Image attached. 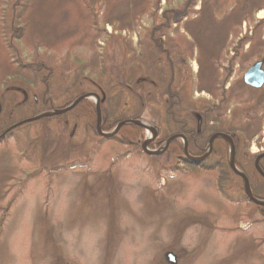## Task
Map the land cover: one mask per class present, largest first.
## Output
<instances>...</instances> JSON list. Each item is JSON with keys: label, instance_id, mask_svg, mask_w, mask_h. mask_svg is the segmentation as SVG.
I'll list each match as a JSON object with an SVG mask.
<instances>
[{"label": "rangeland", "instance_id": "374dc122", "mask_svg": "<svg viewBox=\"0 0 264 264\" xmlns=\"http://www.w3.org/2000/svg\"><path fill=\"white\" fill-rule=\"evenodd\" d=\"M186 1L28 0L20 17L24 31L14 44L24 62L43 61L67 85L75 81L65 97L55 99L60 109L80 92L97 94L96 81L123 74L125 58L140 53L145 31L164 10ZM245 1L196 0L186 19L164 32L179 62L176 76L196 108L217 100L200 90L212 58L215 77H226L229 90L240 88L247 67L264 58V24L258 22L264 18V0L246 7L239 24L228 21L219 31L223 48L218 54H206L205 44L196 47L192 40L191 31L202 32L206 40L205 19L214 16L212 24L221 26L224 16ZM6 11L7 6L5 16ZM200 16L202 29L192 22ZM14 66L0 38V83ZM33 90L27 86L29 103ZM95 99L89 97L92 103ZM130 107L132 102L123 109ZM31 110V103L15 109L12 118L0 121V131L9 118L20 121L32 116ZM140 119L155 125L145 113ZM226 119L253 133L238 147L236 159L253 176L254 157L264 151V84L229 102ZM41 125L22 124L0 141V264H171L167 252L174 255L173 264H264V210L241 199L237 175L228 172L220 188L217 168L193 169L181 150L171 157L145 153L140 146L161 150L157 137L151 146L142 143L154 134L149 129L141 136L132 127L122 128L103 140L94 133L101 117L91 109H75L66 124L50 121L46 136ZM257 194L264 195V189Z\"/></svg>", "mask_w": 264, "mask_h": 264}, {"label": "trees", "instance_id": "16d2710c", "mask_svg": "<svg viewBox=\"0 0 264 264\" xmlns=\"http://www.w3.org/2000/svg\"><path fill=\"white\" fill-rule=\"evenodd\" d=\"M195 2L196 0H187L181 8L164 10L161 14L160 21L153 24L149 30L145 31L144 39H139L140 53L138 55H128L125 58L123 62L124 73L110 80L100 79L99 82L96 81L95 84L98 85V89L94 91L101 97L99 100L101 117L100 129L102 131L110 130L121 120L140 119L141 114L145 113L155 124L154 128L156 137L158 138L157 140L155 139V143L157 144H160L162 141L175 134H182L187 141V151L192 155H199L203 152L209 137L214 132L223 131L231 134L235 153L238 156V147L246 140H250L253 133L250 132V128L248 127L230 125L229 120L226 119V112L228 111L229 102L239 97L241 91L255 92L257 89L245 85L242 81H240L241 90L240 88L234 90L233 87L230 88V90L225 89L224 83L226 77L223 79L215 77L214 67L212 66L214 59L212 58L207 65L209 74L208 80L206 85L200 87V90L213 94L217 100L203 103L201 107L196 108L193 101L190 100V96L184 91L185 85L176 76V63L179 64V62L173 59L171 50L164 39L165 30L169 29L172 24L181 23L183 19H186L189 10H191L190 6H193ZM0 3V38L8 56L15 65L6 78L2 79L3 82L0 83V121L5 117L12 118L11 114L14 113L15 109L23 108L28 104L30 105V103L32 108L31 115H36L42 111L57 109L55 99L58 96L65 97L68 91L75 86V81L67 85L66 82L61 79V76H59V71L46 65L43 61L35 60L26 63L21 59L23 52L17 49L14 42L19 41L23 34V25L25 22H22L20 17L27 7L28 0H1ZM6 6L8 13L6 11L5 16L4 10ZM254 6L255 0H246L232 10L230 17L224 16L221 26L212 24L213 21H216L214 16L208 18V22L205 19L203 30L206 29V31H208V33H204V35H206V40H203L202 32L201 35H198V32L194 34L191 31L190 33L192 37H194L192 40H195V46L202 47V44H205V53L211 56L221 52L223 42L219 31L227 25L228 21L239 24L246 14H244L245 8L251 9L254 8ZM201 10H203V8H201ZM199 12L201 14L203 11ZM201 16L195 21H192L194 27L202 29L201 24H203V18H201ZM106 22L111 23L109 19ZM258 22L259 25L264 24V18L258 20ZM184 27H186L187 30L190 29L186 21ZM200 36H202L201 39H199ZM180 58V62L185 60L183 55H180ZM232 63L233 62H231V64ZM80 69V72H82L84 67ZM103 71L104 69L102 72ZM27 86H31L34 89L33 92H35L30 103L28 99L25 98ZM215 90H217V92H215ZM76 92L77 91H75V93ZM81 94L86 93L83 91L71 96L69 102ZM130 102H132V107L123 109ZM156 103H159V105ZM77 108H83L84 112L86 109H91L92 115L95 116L96 114L94 103L89 99H82L67 111L60 114L45 116L34 121L44 124L41 126L43 136H46L44 131L48 129L47 124L50 121L66 124L67 116L74 113ZM8 114L10 115L7 116ZM10 118L6 126L13 123V120ZM75 118H77V116ZM85 119L88 120L87 117ZM85 122L86 124L88 123L87 121ZM215 123H218V127L217 125L213 126ZM18 127L13 128L12 131ZM128 127L136 129L142 136L143 128L137 124H124L119 129ZM94 133L103 140H109L117 136L114 135L108 138L99 134L96 129ZM9 135L10 133H8L6 137ZM58 139L61 143L62 137ZM152 143L153 141H149L148 145L151 146ZM140 148L143 151L141 146ZM180 150L181 154H183L180 141L178 139H172L163 152L171 157L174 151L180 153ZM151 156L155 155L151 154ZM185 163L193 169L217 168L220 172L218 177V186L220 188H223L228 172L231 171L226 162V145L224 141L219 138L214 139L210 154L200 164ZM247 174L251 178L248 172ZM254 174L257 177V187H264V180L262 177L257 172ZM241 198H244L243 194H241Z\"/></svg>", "mask_w": 264, "mask_h": 264}, {"label": "water", "instance_id": "95a60500", "mask_svg": "<svg viewBox=\"0 0 264 264\" xmlns=\"http://www.w3.org/2000/svg\"><path fill=\"white\" fill-rule=\"evenodd\" d=\"M261 65H262V60H258V61H256V62H254L253 64H251V65L247 68V70L244 72L243 77H242L243 81H244L246 84H248V85H250V86H253V87H260V86L263 84V81H264V71L262 70ZM85 97H86V95H80V96L77 97L74 101H72L71 103H69L66 107H64V108L61 109V110H58V111L56 110V111H51V112H44V113H40V114L35 115V116H32V117L25 118V119H23V120H21V121H19V122L14 123V124L11 125L8 129L13 128V127H15V126H17V125H19V124L25 123V122H29V121H32V120L39 119V118L44 117V116H47V115L58 114V113L64 112V111H66V110L72 108L76 103H78L81 99H83V98H85ZM96 97H97V96H96ZM96 106H98V100H96ZM125 123H136V124H139V125H143V124H141V123H140L139 121H137V120H128V119H127V120L120 121L110 133H101V134H103V135H105V136H107V137H110V136H112V135L117 131V129H118L122 124H125ZM8 129H7V130H8ZM2 136H3V133L0 134V137H2ZM217 136H219V137H226V136H225L224 134H222V133H216V134L212 135V136L210 137V139H209L208 149H207V150L210 149V146H211V143H212L213 138H214V137H217ZM171 138H174V136L171 137ZM171 138H170V139H171ZM170 139H168V140H170ZM165 145H166V144H165ZM183 148H184V153H185V155H186V159H187L189 162H192V163H195V164H196V163H199V161L203 158V156H200V157H199V156H192V155H189V154L187 153V151H186V143H185V139H184V147H183ZM262 155H264V154H262ZM262 155H259V156L256 157V159H255V164H256V166H257V160H258V158H259L260 156H262ZM232 167H233V169H234L237 173H239V174L245 179V184L247 185V180H246L245 176H244L242 173L238 172V171L234 168L233 165H232ZM262 174H263V173H262ZM246 191H247V190H246ZM248 197H249L252 201H254L255 203H258V204H262V205H264V201H263V200H259V199L254 198L250 193H248ZM165 256H166L167 260H168L171 264H173V263L175 262V257H174V255H173L171 252H167V253L165 254Z\"/></svg>", "mask_w": 264, "mask_h": 264}, {"label": "flooded vegetation", "instance_id": "af4514ba", "mask_svg": "<svg viewBox=\"0 0 264 264\" xmlns=\"http://www.w3.org/2000/svg\"><path fill=\"white\" fill-rule=\"evenodd\" d=\"M263 63H264V62H263ZM263 120H264V119H263ZM6 128H7V127H6ZM6 128H5V129H6ZM5 129H4V130H5ZM1 132H3V131H1ZM9 132H11V131H9ZM9 132H7V133L5 134V136H6ZM263 171H264V169H263ZM261 177H262V179L264 180V176L261 175ZM249 188H250V190H251L252 195H254L255 197L264 198V195H258V194H255V193H254V190H256V189H255L254 184H252L251 182L249 183ZM247 202L250 203L248 200H247ZM251 204L254 205V202H251ZM255 205H256V204H255ZM258 207L261 208L262 206H258Z\"/></svg>", "mask_w": 264, "mask_h": 264}]
</instances>
